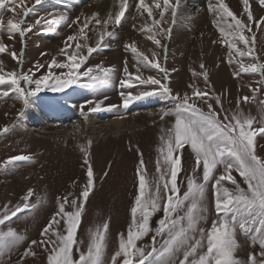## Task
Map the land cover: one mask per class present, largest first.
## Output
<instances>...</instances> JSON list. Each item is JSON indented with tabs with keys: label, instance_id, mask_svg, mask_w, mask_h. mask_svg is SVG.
<instances>
[{
	"label": "snow or ice",
	"instance_id": "snow-or-ice-1",
	"mask_svg": "<svg viewBox=\"0 0 264 264\" xmlns=\"http://www.w3.org/2000/svg\"><path fill=\"white\" fill-rule=\"evenodd\" d=\"M23 0H0V17L5 10L15 12L11 5ZM42 0H35L40 4ZM264 10V0H258ZM243 10L239 15L233 11L225 0H209L208 10L213 14L212 23L219 33L213 44L219 43L226 49V62L232 68L234 79L243 76L259 79L242 85L247 87L250 95H238L232 108H225V99L230 92L217 93L210 83L209 70L203 60L199 71L191 69L193 82L183 92H175L169 86V69L162 67L156 51L152 59L138 50L136 43L126 44L137 65L136 83L139 86L153 89L133 95L131 89L133 73L129 72L125 59L123 72L126 77L120 81L121 87H127V94L122 93V105L127 109L133 101L149 96L167 97L171 107L162 108L160 121L167 124L160 128L156 147L157 158L155 172L149 175L143 153L139 146L134 150L138 157L136 165L135 193L130 206V221L126 231L118 233V245L106 260V248L109 239V222L89 227L86 240L79 239L86 203L93 193L96 176L90 163L91 140L79 145L83 156L84 182L79 193H68L57 197V210L52 213L48 222L40 232V240H31L23 253L19 255L17 264H26V257H36L37 249L47 255V264H264V154L259 139H264V116L257 119L246 113L242 105L256 102L260 112L264 113V99L258 93H264V57L256 54L254 28L264 32V16L257 19L252 11L250 0H241ZM135 8L140 16L147 14V21L133 28L145 34L147 39L157 47L161 44L155 32L171 38L172 28L180 15V0L173 4L171 0H153L152 5L145 0H118L116 10L110 11L106 17L99 12L92 13L81 21L76 17L69 21L62 13H52L36 19L35 23H27V16L33 10L23 7L20 19L9 18L5 23L0 18V33L7 34L10 40L19 36L22 43L35 29H51L52 26L68 23L79 25V31L66 37L64 47L57 56L63 54L64 59L58 61L55 56L50 63L35 62L34 69L39 71L47 67L61 70L59 74L47 72L37 78L30 69L25 72L24 48L18 54L13 47L9 50L0 39V54L8 53L20 65L19 71H4L0 62V99L15 96L24 105L35 97L42 89L63 92L73 85L95 88L107 82L112 68L97 64L86 66V55L82 50L92 54L95 49L89 41L96 38V47L101 46L105 36H113L110 27L121 26L131 16V8ZM127 11V15H126ZM166 13H170L171 20ZM19 15V13H16ZM158 17V18H157ZM89 22L95 27L89 28ZM85 29H89L86 32ZM103 29V31H100ZM92 33L93 35H90ZM83 40V44L79 41ZM68 42H75V51H68ZM241 45V47H238ZM239 59H235L236 55ZM46 55L41 53V56ZM248 59L251 62L245 63ZM82 66L83 69H82ZM67 70L66 72L63 70ZM143 70H155L158 76L144 78ZM175 71V70H173ZM159 77V78H158ZM85 80L86 83H81ZM203 80L205 87L200 88L195 81ZM26 85V87L22 86ZM88 111L81 115L87 119L89 113L101 110L99 102L92 106L87 102ZM231 103V101H229ZM109 111L119 110L116 105L108 107ZM22 115V113L18 114ZM166 117L174 119L165 121ZM18 125H14L16 127ZM10 131L8 125L0 129V133ZM190 151L193 164L189 167L184 160V152ZM31 155H16L6 159L0 167L6 168L17 161L29 162ZM108 172L104 173L107 177ZM78 184V181H74ZM34 195L28 189L23 196L22 204L15 207L4 206L0 212V264H5L3 256L9 255L13 248L25 241V237L16 230L2 226L10 224L18 215L35 210L37 205H29ZM159 217L154 220V217ZM211 221L209 223V218ZM151 236V243L141 247L138 242ZM248 246L246 258L240 257L244 248L240 237Z\"/></svg>",
	"mask_w": 264,
	"mask_h": 264
},
{
	"label": "rangeland",
	"instance_id": "rangeland-1",
	"mask_svg": "<svg viewBox=\"0 0 264 264\" xmlns=\"http://www.w3.org/2000/svg\"><path fill=\"white\" fill-rule=\"evenodd\" d=\"M152 5L153 0H145ZM174 4L176 0H171ZM215 3L216 0H211ZM229 7L238 15L243 10L241 0H225ZM131 3V0H130ZM209 0H180V15L172 28L171 38L155 32L157 38L165 49L157 47L147 39L145 34L133 28L145 23H151L147 14H140L133 7L131 16L125 20L121 26L110 27L108 31L114 32L113 36H105L99 48L96 47V38L89 41L95 49L92 54H88L86 49L82 54L86 55V66L94 67L101 64L104 67L112 68L110 77L106 83L95 88H85L81 85H73L63 92H53L42 89L35 97L30 98L27 105L19 101L10 94L7 98L0 99V129L8 125L10 131L0 133V165H3L8 157L16 155H31L33 159L29 162L17 161L6 168L0 167V212L4 211V206L15 207L22 204L23 196L28 189L33 190V197L30 198L29 205L35 204V210L24 212L13 218L10 224L2 226V230L11 227L20 235L25 237V241L12 249L10 256L5 255V264H17L19 255L23 253L31 240H40V232L48 222L53 212L57 210V197L68 193H79L83 186L84 169L82 168L83 156L79 150V145L87 144L91 140L90 163L93 166L96 176L95 189L86 203L85 215L83 216L82 227L79 229V239L86 240V233L89 227L109 222V239L106 248L105 259H110L111 254L118 245V233L126 231L130 221V206L135 193L136 165L138 157L134 150L139 146L146 162L149 175L155 172V161L157 158L156 147L160 135V128L166 127L160 121V111L162 108L171 107L167 97L149 96V100L142 98L136 105L127 109L122 105V93L127 94L129 89L122 88L120 81L126 77L123 72L125 59L128 62L129 72L133 73L132 83L136 85L131 89L133 95L142 91H152L153 89L139 86L135 77L137 65L130 50L125 49L126 44L136 43L138 50L143 51L150 59L152 52L156 51L157 58L162 67L169 69V86L173 93L186 90V86L193 82L191 69L199 71L200 61L205 62L209 70L210 83L217 93L230 92L225 99V108H232L238 95H250L247 85L255 83L259 77L243 76L241 79H234L231 75L232 68L226 62V49L219 43L213 44V40L219 38V33L213 25V14L208 10ZM254 16H264V10L259 6L258 0H250ZM28 6L33 9L27 16V23H35L36 19L42 16H49L52 13H62L69 21H74L80 17L84 21L85 17H91L95 10L94 0H42L40 4H35V0H23V4L17 2L11 5L15 12L5 10L0 17L6 23L9 18L20 19L23 15V7ZM19 13V15H16ZM102 17L108 13L99 12ZM171 20L170 13H166ZM158 18V17H157ZM95 25L89 22V28ZM79 31L78 24L61 23L52 26L51 29H35L28 35L27 40L22 43L19 36L10 40L5 33H0V39L8 45L9 50L13 47L19 54L24 48L23 69L39 76L51 71L59 74L61 70L47 67L36 71L35 62L42 64L50 63L53 56L58 61L64 59L63 54L57 56L58 51L64 47L66 37ZM89 32V29H85ZM103 31V29H100ZM256 33V54L264 57V32L254 28ZM83 44V40L79 41ZM68 51H75V42H68ZM241 47V45H238ZM41 53L46 55L41 56ZM237 54L234 57L239 59ZM0 62L4 71L16 69L19 71L20 65L14 61L8 53L0 54ZM251 62L246 59L245 63ZM84 66H82L83 69ZM175 70V71H173ZM63 71H67L66 69ZM141 74L144 78L148 76H158L155 70H143ZM159 78V77H158ZM83 80L81 83H86ZM200 88H204L203 80L195 81ZM26 87V85H22ZM0 90H7L5 86H0ZM260 99H264V93L257 94ZM88 101L92 106L99 102L101 110L96 113H89L87 119L81 115V105L83 111H88ZM146 104L141 105L142 102ZM231 101V103H229ZM151 104H150V103ZM153 102V103H152ZM161 102V103H159ZM32 104L43 108V113L53 120H65L68 118L69 124L63 126H53L40 121V118L26 121V114ZM45 105V106H43ZM116 105L117 110H107L109 106ZM55 107H65L68 114L65 117L57 118ZM246 113H250L257 119L264 116L256 102L250 105H242ZM22 113V115L18 114ZM41 113V115L43 114ZM40 111H38V115ZM100 115L99 119L92 116ZM172 117H166L165 121L171 122ZM26 121V122H24ZM117 123L121 125L117 126ZM14 125H18L13 127ZM24 125V126H23ZM259 145H264V139H259ZM264 154V148L261 149ZM184 160L190 167L193 164V157L190 151L184 152ZM108 172L107 177L104 173ZM78 181V184H74ZM159 217H154L158 219ZM209 218V223L211 221ZM244 244L240 252L241 258H246L248 249L243 236L240 237ZM141 247H147L151 243V236L145 237L138 242ZM38 255L26 257V264H47V255L41 249H37Z\"/></svg>",
	"mask_w": 264,
	"mask_h": 264
},
{
	"label": "bare ground",
	"instance_id": "bare-ground-1",
	"mask_svg": "<svg viewBox=\"0 0 264 264\" xmlns=\"http://www.w3.org/2000/svg\"><path fill=\"white\" fill-rule=\"evenodd\" d=\"M94 2H95V10H97L98 12H105V13H109L110 11L116 10L117 5H118V0H94ZM127 14L128 13L126 11V15ZM138 102H136V103H138ZM136 103L133 104L132 106L136 105ZM146 103H147V101H144L141 103V105L146 104ZM43 106H45V105H43ZM55 108H56L55 114H56V116H58L57 118L61 119L62 117H65L66 114H68V110H66L65 107H55ZM42 110H44V109L39 108L36 104H32L31 107H29V109L27 111V114H26L27 118L25 120L29 121L31 119H37V117H39L40 121H42V122H45L46 120H49L52 122L50 117H47L48 114L43 113ZM38 111H40L39 115H38ZM41 113H43V114L41 115ZM92 117L95 119H99L100 115H94ZM26 121H24V122H26ZM116 125L119 126V125H121V123H117Z\"/></svg>",
	"mask_w": 264,
	"mask_h": 264
}]
</instances>
